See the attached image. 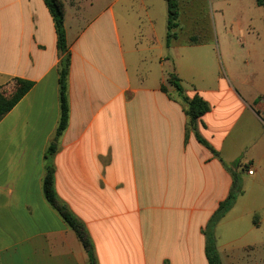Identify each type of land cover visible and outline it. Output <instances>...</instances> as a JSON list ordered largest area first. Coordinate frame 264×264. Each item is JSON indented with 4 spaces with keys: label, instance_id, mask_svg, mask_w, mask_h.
I'll return each instance as SVG.
<instances>
[{
    "label": "crops",
    "instance_id": "0c3cea01",
    "mask_svg": "<svg viewBox=\"0 0 264 264\" xmlns=\"http://www.w3.org/2000/svg\"><path fill=\"white\" fill-rule=\"evenodd\" d=\"M62 1L70 109L51 158L53 184L88 231L96 264H210L209 225L236 178L214 243L221 264H236L245 249L264 264V5L221 8L230 26L217 48L195 37L165 44L185 94L210 105L187 127L183 98L164 73L168 57H136L163 49L149 0H130L122 19L116 0ZM244 13L260 23L242 27ZM51 14L45 0H0V86L33 81L0 120V264H90L43 190L61 115L63 54ZM229 221L249 227L242 236L233 226L221 232Z\"/></svg>",
    "mask_w": 264,
    "mask_h": 264
},
{
    "label": "trees",
    "instance_id": "16d2710c",
    "mask_svg": "<svg viewBox=\"0 0 264 264\" xmlns=\"http://www.w3.org/2000/svg\"><path fill=\"white\" fill-rule=\"evenodd\" d=\"M50 12L53 15L55 21V27L57 31V45L59 50L62 52L63 56L59 63V84H60V107L61 115L60 120L55 132L53 139L51 140L46 152L45 159L47 160L45 164V176L43 180V190L45 197L49 203L60 213L67 224L73 228L79 237L80 241L83 243L85 249L90 255V264H96V260L93 253V242L91 237L86 230L83 222L75 216L73 212L67 207L65 203H62L58 197L55 190V167L51 163L52 155L57 150V140L61 133L67 127L69 122V100L67 94V77L70 67V53L68 51L67 43V31L65 26V5L62 0H45ZM168 3V21H167V44L170 46L171 38L177 36V32L174 28L178 26V16L180 14V8L177 0H167ZM258 3L264 5V0H258ZM168 82L175 86L179 94L183 98V107L185 113L189 117L187 127H195L196 122L200 116L209 110V102L200 94L195 93L193 96H188L185 94L184 87L181 83V78L176 74L171 72L168 77ZM33 86V81L16 77L13 79L12 88L8 91L7 87L0 86V120L21 100L22 98ZM162 89L166 90L167 86L162 85ZM201 141L203 139L199 138ZM240 181L238 178L235 179V184L233 190L229 193V196L220 203L218 210L213 214L211 219L208 232V245H207V255L210 264H221L219 252L217 250L216 244L214 243L213 231L216 224L220 219L226 214V212L233 205L236 193L240 189Z\"/></svg>",
    "mask_w": 264,
    "mask_h": 264
},
{
    "label": "rangeland",
    "instance_id": "374dc122",
    "mask_svg": "<svg viewBox=\"0 0 264 264\" xmlns=\"http://www.w3.org/2000/svg\"><path fill=\"white\" fill-rule=\"evenodd\" d=\"M234 0H177L180 14L178 16V26L174 28V31L177 32V36L181 42L188 40L190 37H195L203 42H215V46L217 48V37L218 33L224 35L229 28V24L225 22V19L222 18V11L221 8L229 6ZM130 0H116L115 9L119 19L123 18L125 13V7L128 9L130 8ZM137 5L135 6V8ZM148 10L154 16V24L156 27V32L158 37L162 41L163 49L155 47L150 51L139 50L136 52V57H140L138 52L142 55V52L148 57H155L159 54H162L166 59V65L163 68L165 70V74L169 77L171 72H173L175 66V49H169L165 45L167 43V20H168V3L167 0H149V7ZM252 17V18H251ZM227 18V17H225ZM237 18V17H236ZM251 18V19H250ZM258 16H250L249 14H242V16L238 19L241 21V26L247 28L252 22L259 24L260 21ZM148 22H144L143 26L145 25L148 28ZM226 24L228 25L226 27ZM122 35L124 39V32L123 28L121 27ZM227 40H232L233 42L239 43L238 35L236 37L229 34L227 36ZM177 37L171 38V44L175 43ZM157 46V45H156ZM189 48H196L194 46H190ZM217 50V49H216ZM216 52V51H215ZM217 59L218 64L220 66V60L218 53ZM12 88L11 86L7 87L9 91ZM225 222V221H223ZM223 230L221 232L229 233V227H234V236H242L249 225L244 221L241 222L238 226L234 223V221H229L228 223H223L221 225ZM224 226V227H223ZM238 227V228H237ZM210 232V229L208 230ZM237 259L238 262L236 264H255L254 256L251 253V250H244L242 251L241 255L233 257V261Z\"/></svg>",
    "mask_w": 264,
    "mask_h": 264
},
{
    "label": "built area",
    "instance_id": "2783aa9c",
    "mask_svg": "<svg viewBox=\"0 0 264 264\" xmlns=\"http://www.w3.org/2000/svg\"><path fill=\"white\" fill-rule=\"evenodd\" d=\"M253 172V170H249V173H252Z\"/></svg>",
    "mask_w": 264,
    "mask_h": 264
}]
</instances>
